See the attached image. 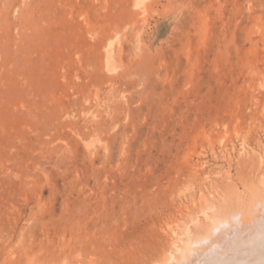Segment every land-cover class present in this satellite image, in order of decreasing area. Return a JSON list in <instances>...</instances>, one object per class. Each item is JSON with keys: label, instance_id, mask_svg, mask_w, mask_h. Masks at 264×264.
I'll return each mask as SVG.
<instances>
[{"label": "rangeland", "instance_id": "obj_1", "mask_svg": "<svg viewBox=\"0 0 264 264\" xmlns=\"http://www.w3.org/2000/svg\"><path fill=\"white\" fill-rule=\"evenodd\" d=\"M257 207L264 0H0V264H164L206 212L244 245L202 264H264Z\"/></svg>", "mask_w": 264, "mask_h": 264}, {"label": "bare ground", "instance_id": "obj_2", "mask_svg": "<svg viewBox=\"0 0 264 264\" xmlns=\"http://www.w3.org/2000/svg\"><path fill=\"white\" fill-rule=\"evenodd\" d=\"M108 53H110V52H108ZM110 57V56H109ZM256 197V196H255ZM235 198H237V197H235ZM234 199V198H233ZM240 199V198H239ZM238 199V200H239ZM253 199V198H252ZM251 199V200H252ZM256 199V198H255ZM261 199V198H260ZM258 200V199H257ZM230 201V200H229ZM240 201H242V200H240ZM254 202V201H253ZM263 202V201H262ZM224 203H227V202H224ZM233 203H235V205H236V202H233ZM239 203V202H238ZM241 203V202H240ZM251 203V202H250ZM259 202H255V204H258ZM247 204V203H246ZM254 204V205H255ZM219 205H221L222 206V204H219ZM234 205V204H233ZM235 205H234V207H235ZM240 205H242V204H240ZM245 205V204H244ZM260 205V204H259ZM207 206H209L208 204H207ZM211 206V205H210ZM214 206L216 207V205L214 204ZM221 206L219 207L218 205H217V207L216 208H218V209H220L221 208ZM225 207H226V204H225ZM244 207H246V206H244ZM254 207V206H253ZM210 208V207H209ZM209 208L207 207V208H205L206 210L208 209L209 210ZM215 208V209H216ZM239 208L240 207H238V209L237 210H239ZM242 208V207H241ZM249 208V207H248ZM251 208V207H250ZM211 209V208H210ZM215 209H213V210H211V211H214ZM228 209H229V206L227 207V211H228ZM231 209H233V207L231 208L230 207V209L229 210H231ZM236 209V208H235ZM263 209L264 208H260V207H257L256 208V212L257 213H261L262 211H263ZM221 210H222V208H221ZM224 210H225V208H224ZM224 210H223V212H224ZM236 210V211H237ZM243 210V209H242ZM241 210V212H243ZM253 210V209H252ZM205 211V210H204ZM217 210H215L213 213H216V215H217V212H216ZM220 211V210H219ZM232 211H234V210H232ZM255 211V210H254ZM222 212V213H223ZM247 212V211H246ZM256 212H254V213H256ZM237 213V212H236ZM219 214V213H218ZM226 215V213H223V215L221 216L220 214V217H219V215H217V216H211V215H208L207 214V212L205 213V215H206V217L207 218H209V219H207V220H212V224H211V226L210 225H208V226H206V228H205V230H204V232L203 233H199V234H196L197 232L193 229V228H188V229H186V232H185V234H184V236H185V239L184 240H180L181 242L180 243H177L175 246H176V250H175V252L176 253H171V255L168 257V259H167V261H166V263H164V264H202L203 262H204V259L207 257L206 256V254H205V251H206V249H209V250H211L212 251V249L214 248V247H218V245L217 244H219V246H221L220 244L222 243L223 245L225 244V243H229L230 242V244H231V242L233 241V242H235L236 240L235 239H237V238H235V239H233V238H231L232 237V234H234V232L236 233V231L234 230V229H236L237 231H238V229H239V231L240 230H242L243 228V226L241 227V222L239 221V220H241L240 218L242 217V215L239 217V218H236V220L238 219V221H233L232 222V217H229L228 215L230 214V212H229V214H227V216H225ZM247 214V213H246ZM262 215V214H261ZM246 216H248V215H246ZM256 218H258V216L256 217H254L253 218V220L254 219H256ZM259 219V220H258ZM258 219H256L254 222H256L257 220H258V222L260 221V219H261V217L260 218H258ZM263 219V218H262ZM261 219V220H262ZM200 220V219H199ZM202 221V220H201ZM264 221V220H263ZM236 222H240V224L241 225H238V227L237 226H235V225H231V226H229L230 225V223H236ZM253 222V223H254ZM255 223V224H250V225H252V227L254 228V229H257L258 227H260V230H261V226L259 225L260 224V222L259 223ZM237 224H239V223H237ZM244 224V223H243ZM263 224V223H262ZM254 225H256V226H254ZM257 225H258V227H257ZM199 226V225H198ZM239 226L242 228V229H240L239 228ZM197 227V226H196ZM200 227V229H201V226H199ZM205 227V226H204ZM262 227H264L263 225H262ZM247 228V229H246ZM251 228V227H250ZM252 228V229H253ZM198 229V228H197ZM196 229V230H197ZM199 229V230H200ZM245 230H248V226L247 227H245V229L243 230V231H245ZM258 230H259V228H258ZM198 231V230H197ZM201 231H203V229L201 230ZM242 231V232H243ZM249 231V230H248ZM248 231H247V233H248ZM253 231H255V230H253ZM200 232V231H199ZM250 232V231H249ZM256 232H258V231H256ZM261 232H264V229L261 231ZM260 232V234H259V237H262V236H264L262 233ZM245 233V232H244ZM252 233V232H251ZM244 235V234H243ZM249 235V234H248ZM253 233H252V237H253ZM234 236V235H233ZM236 237V236H235ZM242 237V236H241ZM241 237H239L238 236V238H240L239 240H245V242H243V243H246L247 241H248V239L246 240V238H241ZM252 237H250L249 236V238H251L252 239ZM255 237V236H254ZM253 237V238H254ZM231 238V239H230ZM229 239L230 240H232V241H229ZM250 239V240H251ZM243 240V241H244ZM260 240V238H258V241ZM252 241V240H251ZM232 242V246H230V247H233V245H234V243ZM249 242V241H248ZM247 242V243H248ZM250 243V242H249ZM230 244H228V245H230ZM238 244H242V243H238L237 242V244H235L236 246L238 245ZM251 244V243H250ZM228 245H227V248H228ZM234 245V246H235ZM242 245H244V244H242ZM252 245H254V244H252ZM238 248H239V245L237 246ZM237 247L235 248V247H233V249H237ZM249 248L251 247V246H248ZM222 248H224V247H222ZM240 248H241V246H240ZM243 248H245L244 246H243ZM253 247H251V249H249V251H251V250H253L252 249ZM260 248V247H259ZM221 249V248H220ZM225 249V248H224ZM247 249V248H246ZM228 251V254L232 251L230 248L229 249H227ZM231 250V251H230ZM237 250H239V249H237ZM236 250V251H237ZM242 250H245V249H242L241 248V250L240 251H242ZM211 251H210V253H211ZM221 251H222V249H221ZM255 251V250H254ZM259 252H260V250H258ZM225 252H226V250H225ZM257 252V251H256ZM208 253V252H207ZM242 254H244L243 252H241ZM209 254V253H208ZM214 253H212L211 255H213ZM224 254H226V253H224ZM223 254V255H224ZM246 254V253H245ZM248 254V253H247ZM211 255H209V257H211ZM234 255V254H233ZM240 254L238 253V256H239ZM259 255H260V253H259ZM245 256V255H244ZM261 256L263 257V255L261 254L260 255V257L259 258H261ZM215 257V256H214ZM213 256H212V258H214ZM226 257V256H225ZM258 257V256H257ZM211 258V259H212ZM227 258H228V256H227ZM232 257H230V259H231ZM264 258V257H263ZM207 259H209V258H207ZM221 259H223V256H222V258ZM226 259V258H225ZM239 259H241L240 257H239ZM206 260V259H205ZM227 260V259H226ZM234 260V259H233ZM243 260V259H242ZM250 260H251V258H250ZM264 260V259H263ZM208 261V260H207ZM207 261H205V262H207ZM215 261H217V260H215ZM231 261V260H230ZM253 261V260H252ZM262 261V260H261ZM261 261H259V262H261ZM220 262V261H219ZM223 261H221V263H222ZM229 262V261H228ZM236 262V261H235ZM239 262V261H238ZM218 263V262H217ZM224 263V262H223ZM222 263V264H223ZM231 263V262H230ZM264 263V262H263ZM160 264V263H159ZM220 264V263H219ZM259 264V263H258ZM262 264V263H261Z\"/></svg>", "mask_w": 264, "mask_h": 264}]
</instances>
